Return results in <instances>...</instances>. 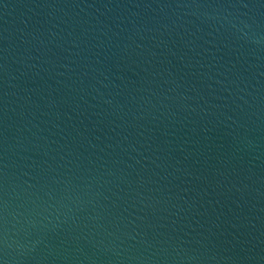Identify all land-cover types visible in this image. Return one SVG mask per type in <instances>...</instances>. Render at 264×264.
<instances>
[{"label":"water","instance_id":"95a60500","mask_svg":"<svg viewBox=\"0 0 264 264\" xmlns=\"http://www.w3.org/2000/svg\"><path fill=\"white\" fill-rule=\"evenodd\" d=\"M0 264H264V0H0Z\"/></svg>","mask_w":264,"mask_h":264}]
</instances>
